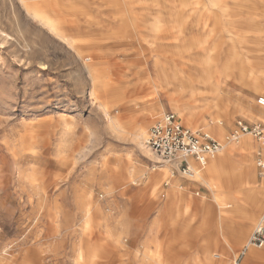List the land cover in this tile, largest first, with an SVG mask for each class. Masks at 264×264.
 Segmentation results:
<instances>
[{
  "label": "rangeland",
  "instance_id": "1",
  "mask_svg": "<svg viewBox=\"0 0 264 264\" xmlns=\"http://www.w3.org/2000/svg\"><path fill=\"white\" fill-rule=\"evenodd\" d=\"M83 1L73 0L83 12L73 6L70 20L90 21L97 13L107 22L111 6ZM214 3L198 5L211 7L214 15L201 12L200 21L209 20L197 30L191 27L194 17L167 18L171 25L184 22L185 41L168 44L163 53L151 37L129 28L131 42L123 40L126 36L112 37L95 51L85 49L83 61L90 64L85 71L71 50L29 18L16 0H0V264H149L155 256L193 264L205 244L211 255L225 256L226 264L234 258L244 264L245 256L235 246L249 241L264 216V205L253 209L264 198V174L256 166L264 160V144L246 135L244 148L211 159L225 157L217 171L210 173L208 163L199 174L184 177L150 150L140 153L132 141L142 128L146 137L165 113L176 114L166 100L173 86L162 83L172 82L170 72L162 78L154 60L162 70L184 67L181 82L186 85L195 72L181 59L186 57L181 49L194 46L192 37L216 48L215 87L189 81L200 94L186 115L212 130L189 128L220 144L224 139L235 144L229 137L237 121L264 122V108L256 103L264 94L251 88L249 78L264 69V0ZM90 31L87 41L97 43L109 30L98 26ZM222 66L228 68V77L215 73ZM91 90L98 92L92 104ZM165 167L171 168L168 180V170L159 171ZM250 168L254 178L249 182ZM130 170L136 184L122 186ZM159 174L164 178L155 180ZM87 204L93 215L90 236L82 232ZM188 206L206 211L203 219L195 213L196 220H190ZM174 213L185 216L167 230ZM192 226L204 232L190 243ZM182 229L185 234H180ZM206 238L213 243L202 242ZM249 249L264 255V246ZM80 253L84 258L79 259ZM251 264H264V258Z\"/></svg>",
  "mask_w": 264,
  "mask_h": 264
},
{
  "label": "bare ground",
  "instance_id": "2",
  "mask_svg": "<svg viewBox=\"0 0 264 264\" xmlns=\"http://www.w3.org/2000/svg\"><path fill=\"white\" fill-rule=\"evenodd\" d=\"M88 2L89 0H84L83 2ZM90 1H97L98 3H104L105 6L109 5L111 6L110 12L106 13L105 19L107 22L103 21V18L100 17L97 13L96 16L91 18L92 20L87 21L83 18V20H77L72 21L70 18L73 17L74 14H72V11H74V7L76 10L83 12V9L81 10L79 6H75L73 0H16V2L19 4V6L22 8V10L26 13V15L29 18L35 19L41 26L46 30V33H48L53 39L57 40L58 42H62L64 46H66L68 49L71 50L75 58H78L82 62V68L85 69V71L89 70L90 64L89 62L83 61V52L85 49L95 51L100 45V43H103L105 40H108L109 38H117V37H127L123 39L124 41H130V30L136 29L140 31L141 35L143 37H151V44L156 45L158 51L160 53H163L165 50H168V47L170 45L181 43L184 40L183 31L185 29L184 22H174L172 25L168 23L166 20L167 18H171L174 15L181 14L185 16V19L187 18H193L192 21V29L197 30V27H205L207 20H209V17L205 18L206 21L203 20L201 22L200 17L201 12H207L205 15L210 14L214 15V12L211 10L212 8L203 9L202 7H198V5L201 3V1L205 0H90ZM209 3H211V6H215L214 1L216 0H206ZM74 6V7H73ZM78 7V8H76ZM135 10V12H133ZM127 12V13H124ZM133 12V13H132ZM225 12V10H224ZM95 14V12H94ZM79 18V17H78ZM184 19V17L182 18ZM181 19V20H182ZM171 23V22H170ZM132 24V25H131ZM132 27H131V26ZM100 26L101 28H105L109 31H106L104 33L105 37L102 40H98L97 43L89 42L87 41L88 37H90V29ZM196 28V29H195ZM147 30L148 33L143 34L142 31ZM90 31V32H89ZM150 31V32H149ZM190 31V30H189ZM185 34V33H184ZM8 35V34H7ZM168 35L170 37H168ZM129 38V39H128ZM95 39V38H94ZM167 40H171L169 43L166 42ZM191 40L194 43V46L191 48H188L186 50H182V54H186V57H182L181 59H186L187 63H189L190 68L194 70L195 73H190L188 76V82L187 84H183L181 81L184 79V67L180 69H176L177 65L172 66L171 69L162 70L161 64H159L158 60H154V67L159 70V75L161 77L165 78L166 72L169 73V77L172 78L170 83H167L166 81L162 82L163 86L167 88V86H173V91L171 93H168L166 96L167 104L170 106V108L183 119L184 124L187 125V127H191L193 129L198 128V126H201L205 129L207 133H209L212 128L208 126L207 124L204 125H197V123L192 122L191 117H188L186 115L187 111L193 110L192 103L195 104L198 98L197 95L200 94V92H197L193 90L190 84L191 78H194L196 83L201 84L203 86H210L212 88L215 87L211 83V80L213 78V70L212 67L215 63V47L210 45L206 46L204 42L206 41H197L195 37H192ZM125 46V45H123ZM126 49V48H125ZM128 49V48H127ZM126 49V50H127ZM232 51V50H231ZM179 56V54L177 55ZM160 59V58H159ZM80 62V63H81ZM184 66V65H182ZM166 71V72H165ZM189 72V71H188ZM217 75L219 76H226L228 77V68L221 67L220 70L215 71ZM214 73V74H215ZM250 78V84L251 88L258 93L263 92L264 94V69H258L256 72H251L249 74ZM218 83V81L216 82ZM147 85H149V82H147ZM151 90V88H150ZM211 90V88H209ZM98 92L90 91L88 93V101L92 104L93 99L95 95H97ZM153 96L154 93L152 92ZM197 97V98H196ZM153 105V104H152ZM105 111V109H104ZM142 130L141 133L134 135L132 141L135 143L136 148L139 150L140 153L145 154V150H149L146 145L145 141L147 136L145 137V128L140 129ZM246 135L241 136V139L236 141L235 144H230L228 141H225L224 137L222 138L221 134L217 137L221 141L224 139L223 148L218 152L221 153L222 151H231L234 149H242L244 148V144L246 143L247 139L244 137ZM222 138V139H221ZM248 148L250 151V155H252L253 147H251L249 144ZM228 146V147H227ZM227 147V148H226ZM224 148H226L224 150ZM144 150V151H143ZM169 167L160 168L159 171L161 174L166 172ZM128 169L125 168V171ZM153 172H156L155 169L152 170ZM161 174H159L161 176ZM199 174V173H198ZM129 177L127 178L126 182L122 185H130V184H136V178L135 171L130 170L128 172ZM159 175H155V180H160ZM158 184V185H157ZM156 185L160 186V183L158 182ZM264 205V198L263 201L257 202L255 201V204H253L254 210H260L262 206ZM165 211L167 209V206L163 208ZM85 213V217L82 220V232L84 236H90L93 233V227L92 225V208L89 204L85 206L83 209ZM179 210V209H178ZM177 210V211H178ZM168 211V210H167ZM166 211V212H167ZM185 214H182L181 216L177 213L173 214V217L171 219V222L168 223L166 229L174 225V223L177 222L179 217H183ZM197 215H192L190 217V220H196ZM264 221V216L261 218V221ZM202 220V225H206L205 221ZM102 222L101 219L96 220L97 224H100ZM259 222V223H260ZM256 226V228L260 225ZM255 228V229H256ZM169 229V228H168ZM167 229V230H168ZM185 230L182 229L180 231V234H185ZM249 241L241 247V245L235 246L238 251L240 250V254H243L245 256V262L244 264H251L252 261H255L257 259L264 258L263 254L256 253L253 250L249 249ZM229 247L233 248L232 245H229ZM210 248L209 245L205 244L203 245V248H201L202 253L197 257V260L193 261V264H226L224 259L225 256L223 255H211V253L208 251ZM80 258H84V253H80ZM214 258H217L215 261ZM177 259V258H176ZM175 258L172 259V257H166V260H162L160 256H155L154 260H151L149 264H174ZM231 264H237V259L234 258L231 261Z\"/></svg>",
  "mask_w": 264,
  "mask_h": 264
},
{
  "label": "built area",
  "instance_id": "3",
  "mask_svg": "<svg viewBox=\"0 0 264 264\" xmlns=\"http://www.w3.org/2000/svg\"><path fill=\"white\" fill-rule=\"evenodd\" d=\"M256 103L264 108V96H258ZM243 135H250L264 144V122L248 124L237 121L229 140L237 141ZM145 145L160 163L173 165L184 177H193L204 169L208 160L222 148L213 138L183 125L172 112L165 113L149 129ZM256 166L259 174H264V160L259 159ZM259 224L249 238L250 246H264L263 220Z\"/></svg>",
  "mask_w": 264,
  "mask_h": 264
},
{
  "label": "crops",
  "instance_id": "4",
  "mask_svg": "<svg viewBox=\"0 0 264 264\" xmlns=\"http://www.w3.org/2000/svg\"><path fill=\"white\" fill-rule=\"evenodd\" d=\"M220 157V156H219ZM228 158V157H227ZM212 159H214V158H212ZM225 160V157H220L219 158V160H211V159H209L208 160V162H207V164L206 165H208V163H209V169H208V171L210 172V173H214L215 171H217V164L218 163H220L221 161H224ZM206 167V166H205ZM171 169V168H170ZM168 170V172H167V174H166V176H167V180H168V178H169V174H170V171L171 170ZM197 173H199V172H197ZM164 176V175H163ZM162 175H161V177L159 178L160 180H162L164 177H163ZM253 178H254V175H253V173H252V169L250 168V176H249V182L250 181H253ZM165 181L163 184H165V185H167V184H169V182L168 181ZM237 182V181H236ZM237 184V183H236ZM173 187H175V186H173ZM172 195H170V197H171ZM167 206V204L165 203L164 204V207H166ZM188 208V212L191 214V215H194L195 213H198L199 215H200V219H203V217H204V214L203 213H205L206 211H203V212H198V211H196V210H194V208H192V207H187ZM174 211V210H173ZM211 219H209V221H210ZM199 221H201V220H199ZM208 221V222H209ZM202 223V221L200 222V224ZM199 225V224H198ZM190 235L188 236L189 237V242L191 243V240L195 237V236H197L198 234H201V233H203L204 231H201V232H199L198 230H197V227L196 226H192V227H190ZM206 231V230H205ZM208 242V243H213V241H214V239H211V238H206V239H204L202 242ZM201 242V243H202ZM217 243H218V240L216 241ZM229 242V241H228ZM200 243V244H201ZM198 253L200 254V253H202V250H200V252H199V250H198Z\"/></svg>",
  "mask_w": 264,
  "mask_h": 264
}]
</instances>
